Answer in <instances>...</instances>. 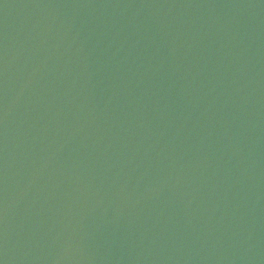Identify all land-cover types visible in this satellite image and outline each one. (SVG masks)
Returning <instances> with one entry per match:
<instances>
[{"label": "water", "instance_id": "1", "mask_svg": "<svg viewBox=\"0 0 264 264\" xmlns=\"http://www.w3.org/2000/svg\"><path fill=\"white\" fill-rule=\"evenodd\" d=\"M0 264H264V0H0Z\"/></svg>", "mask_w": 264, "mask_h": 264}]
</instances>
